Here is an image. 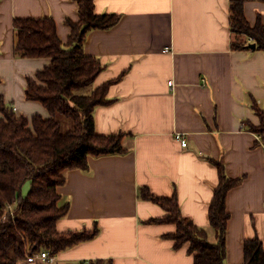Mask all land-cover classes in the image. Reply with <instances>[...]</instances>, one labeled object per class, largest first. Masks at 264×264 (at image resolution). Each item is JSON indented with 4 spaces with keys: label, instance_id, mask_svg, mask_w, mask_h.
Segmentation results:
<instances>
[{
    "label": "crops",
    "instance_id": "crops-1",
    "mask_svg": "<svg viewBox=\"0 0 264 264\" xmlns=\"http://www.w3.org/2000/svg\"><path fill=\"white\" fill-rule=\"evenodd\" d=\"M95 1L96 14L121 16L116 27L91 31L84 42L86 56L104 67L93 88L121 79L109 87L112 104L94 112L96 132L128 134V152L90 159V172H69L59 190L60 206L69 202L71 209L58 231H91L97 222L98 237L48 263L20 264H194L187 246L177 251L165 238L175 226L147 224L166 214L141 200L139 189L164 199L176 194L183 216L214 237L208 211L219 174L210 158L228 177H245L226 199V262L245 264L246 240L258 237L264 246V145L248 129L260 124L255 100L264 111V52L233 51L234 0ZM242 1L248 23L254 27L261 19L264 25V3ZM78 10L74 0L0 1V100L18 117H50L43 105L27 100L26 90L28 79L52 61L14 55V20L53 18L65 44L71 34L66 23L79 21Z\"/></svg>",
    "mask_w": 264,
    "mask_h": 264
},
{
    "label": "trees",
    "instance_id": "trees-1",
    "mask_svg": "<svg viewBox=\"0 0 264 264\" xmlns=\"http://www.w3.org/2000/svg\"><path fill=\"white\" fill-rule=\"evenodd\" d=\"M1 1V0H0ZM79 7V21H67L71 31L67 43L58 36L53 18L15 19L14 55L17 58L50 59L51 66L28 79L27 100L38 102L50 117L34 115L30 120L18 117L12 107L0 100V264H20L47 252L56 257L65 250L94 241L100 234L96 222L91 231L60 233L58 222L70 212V203L60 206V188L67 183V174L81 170L90 172L89 160L121 156L128 151L123 142L129 135L102 136L96 132L94 112L112 104L108 99L111 85L120 78L94 89L104 70L100 60L86 56L84 42L89 32L109 30L121 21L120 15L95 12V0H74ZM264 3V0H259ZM245 2H230V26L233 51L249 49L256 44L264 52V25L261 19L251 26L244 11ZM255 42L251 43L249 39ZM1 83V79H0ZM92 87L90 93H84ZM253 111L260 118L259 126H249L264 145V111L255 100ZM61 117L72 122L63 130ZM217 168L219 182L214 188L208 211L210 229L215 234L210 242L208 230L183 216L176 194L159 198L147 188H140L141 200L160 206L166 216L147 224L173 225L175 233L165 238L179 251L187 246L194 264H227V226L230 214L226 199L230 191L242 184L245 177L230 178L221 162L210 158ZM29 185V192L24 188ZM11 207L12 211H10ZM245 264H264V246L256 237L244 243ZM80 264H114L112 259H95Z\"/></svg>",
    "mask_w": 264,
    "mask_h": 264
},
{
    "label": "built area",
    "instance_id": "built-area-1",
    "mask_svg": "<svg viewBox=\"0 0 264 264\" xmlns=\"http://www.w3.org/2000/svg\"><path fill=\"white\" fill-rule=\"evenodd\" d=\"M251 43H254L255 41L253 39H249ZM166 52H168V50H166ZM178 139L181 141V145L184 147V148H187L188 145H187V141L185 139L182 138V136H178ZM10 211H12L11 207H9ZM40 259L41 261L45 262V263H48L51 261V257H50V254L47 253V252H43L42 254H38L36 255L35 258L33 259ZM31 259V260H33Z\"/></svg>",
    "mask_w": 264,
    "mask_h": 264
},
{
    "label": "rangeland",
    "instance_id": "rangeland-1",
    "mask_svg": "<svg viewBox=\"0 0 264 264\" xmlns=\"http://www.w3.org/2000/svg\"><path fill=\"white\" fill-rule=\"evenodd\" d=\"M90 91H92V87H90L88 90L84 91V93H90ZM59 120H61V122L63 123V130L64 131L70 130L72 128V122L70 120H67V119H65L63 117H61ZM29 188H30V186L27 184L26 187L24 188V193L25 194H27L29 192ZM214 240L215 239H214L213 236L209 238V241L211 243L214 242Z\"/></svg>",
    "mask_w": 264,
    "mask_h": 264
},
{
    "label": "water",
    "instance_id": "water-1",
    "mask_svg": "<svg viewBox=\"0 0 264 264\" xmlns=\"http://www.w3.org/2000/svg\"><path fill=\"white\" fill-rule=\"evenodd\" d=\"M249 48H250V50H251V49H252V50H256L257 46H256V44H251V46H250Z\"/></svg>",
    "mask_w": 264,
    "mask_h": 264
}]
</instances>
